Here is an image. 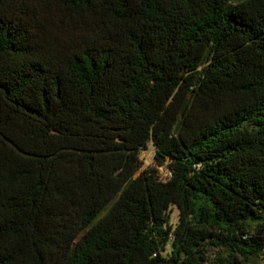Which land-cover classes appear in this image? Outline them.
Masks as SVG:
<instances>
[{"label": "trees", "instance_id": "obj_1", "mask_svg": "<svg viewBox=\"0 0 264 264\" xmlns=\"http://www.w3.org/2000/svg\"><path fill=\"white\" fill-rule=\"evenodd\" d=\"M263 230L264 0H0V264H264Z\"/></svg>", "mask_w": 264, "mask_h": 264}, {"label": "rangeland", "instance_id": "obj_2", "mask_svg": "<svg viewBox=\"0 0 264 264\" xmlns=\"http://www.w3.org/2000/svg\"><path fill=\"white\" fill-rule=\"evenodd\" d=\"M153 156H154V149H153V147L151 145H149L147 150L143 151L140 154V160H141V163H142V167L143 168H154L155 167L159 171L160 178L162 180H165L167 175H168V172H167V170H166V168L164 166L157 167V166L154 165ZM169 216H170L171 224H175L177 222V219H178V217H177L178 216V212H177L176 207H172L171 208ZM261 237H262V241H263V244H264V230H263V232L261 234Z\"/></svg>", "mask_w": 264, "mask_h": 264}]
</instances>
